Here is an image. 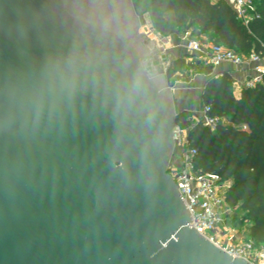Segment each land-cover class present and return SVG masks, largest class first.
I'll list each match as a JSON object with an SVG mask.
<instances>
[{"label": "water", "instance_id": "95a60500", "mask_svg": "<svg viewBox=\"0 0 264 264\" xmlns=\"http://www.w3.org/2000/svg\"><path fill=\"white\" fill-rule=\"evenodd\" d=\"M148 34L131 0H0V264H251L189 227Z\"/></svg>", "mask_w": 264, "mask_h": 264}, {"label": "trees", "instance_id": "16d2710c", "mask_svg": "<svg viewBox=\"0 0 264 264\" xmlns=\"http://www.w3.org/2000/svg\"><path fill=\"white\" fill-rule=\"evenodd\" d=\"M253 3L257 17L248 24L224 0H150V15L162 37L206 35L241 56H264V0ZM186 57L167 68L170 84L180 80ZM211 71L212 65L202 66V73ZM202 101L211 115L221 118L215 131L192 125V114L186 111L178 112L176 125L188 129L191 145L197 149L196 169L230 181L227 203L241 213V217L234 215L233 224L236 220L250 223L248 239L264 247V83L245 89L236 99L229 74L212 77Z\"/></svg>", "mask_w": 264, "mask_h": 264}, {"label": "built area", "instance_id": "2783aa9c", "mask_svg": "<svg viewBox=\"0 0 264 264\" xmlns=\"http://www.w3.org/2000/svg\"><path fill=\"white\" fill-rule=\"evenodd\" d=\"M224 1L245 24L257 17L253 0ZM185 49L189 55H195L214 67L222 63H230L236 67L250 63L253 76L245 82L244 87L251 89L264 83V60L259 54L241 56L222 44L213 42L207 47L197 39L186 41ZM210 111L208 105H203L198 113L190 117L191 124L215 131L221 118L211 115ZM173 141L174 149L179 151V155L177 161L169 164L168 173L178 185L183 204L191 215L193 223H189V227L195 228L234 258H243L251 264H264V247L256 246L248 238L237 237L232 222L235 210L226 200L230 181H223L216 175L204 174L196 169L197 149L191 145L187 128L176 125Z\"/></svg>", "mask_w": 264, "mask_h": 264}, {"label": "crops", "instance_id": "0c3cea01", "mask_svg": "<svg viewBox=\"0 0 264 264\" xmlns=\"http://www.w3.org/2000/svg\"><path fill=\"white\" fill-rule=\"evenodd\" d=\"M211 1L216 2L217 0ZM167 40L168 43L164 44V47H167V45L169 46V50L166 49V54L171 53L172 51V54L174 56L169 60L168 63H166V71L171 62L181 57L189 55L185 49L186 42H181L179 34L169 36ZM197 40H200L207 47H210L213 43V41L209 40L206 35H202L200 39ZM180 48L184 50H182V55H179L178 53ZM262 58L264 60V56H262ZM202 66L201 68L199 67L196 70L195 76H193L192 80L189 81V83L178 80L174 83V85L171 86L174 102L179 105L177 112L186 111L190 112L192 115L198 113L204 105L202 101V93L205 89L206 83L212 77L221 76L223 74H229L233 83V95L236 99H239L241 97L242 92L246 89L244 87L245 82L253 76L252 64L250 63H245L244 65L239 67L233 66L230 63H222L219 66H212V71L210 74L202 73ZM248 227L250 228V225Z\"/></svg>", "mask_w": 264, "mask_h": 264}, {"label": "rangeland", "instance_id": "374dc122", "mask_svg": "<svg viewBox=\"0 0 264 264\" xmlns=\"http://www.w3.org/2000/svg\"><path fill=\"white\" fill-rule=\"evenodd\" d=\"M150 0H131L133 8L137 16L139 17L140 23H141V28L142 27H147L149 30V34L145 36L143 39V44L146 46L147 50L152 52L160 51L155 54L150 55L149 57L144 59V64L146 67V70L150 74H156V75H164L166 77V63L169 62L171 58H173L172 51L171 53L166 54V49L169 50V46L164 47V44H167L168 38L169 37H162L159 34H157L154 30V27L152 25V19L150 15V5H149ZM181 38V42H186L190 39H200L197 37V35H193L191 33H186V34H179ZM163 50V51H162ZM183 49L180 48L179 50V55H182ZM165 51V54H164ZM185 59V63L183 65V68L180 70V80L186 83H189V81L192 80L193 76L196 74V70L205 62L194 55H187ZM173 60V59H172ZM171 60V61H172ZM203 62V63H202ZM169 82V81H168ZM175 83V82H174ZM174 83L169 85L172 86ZM175 110L178 111L179 105H177L174 102ZM202 109V108H201ZM200 109V110H201ZM199 110V111H200ZM179 151H174L173 155L171 157L170 163L173 161L178 160V154ZM234 215L236 214L237 216L241 217V213L239 211H236L234 208ZM250 223L248 222H239V220H236L234 223V227L237 232V237L241 239H246L249 237V226Z\"/></svg>", "mask_w": 264, "mask_h": 264}]
</instances>
